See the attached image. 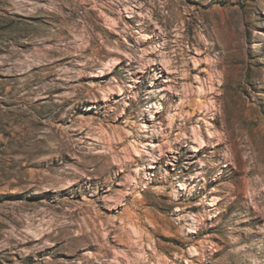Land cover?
Returning a JSON list of instances; mask_svg holds the SVG:
<instances>
[{
  "label": "rangeland",
  "instance_id": "rangeland-1",
  "mask_svg": "<svg viewBox=\"0 0 264 264\" xmlns=\"http://www.w3.org/2000/svg\"><path fill=\"white\" fill-rule=\"evenodd\" d=\"M187 261L264 264V0H0V264Z\"/></svg>",
  "mask_w": 264,
  "mask_h": 264
},
{
  "label": "bare ground",
  "instance_id": "bare-ground-1",
  "mask_svg": "<svg viewBox=\"0 0 264 264\" xmlns=\"http://www.w3.org/2000/svg\"><path fill=\"white\" fill-rule=\"evenodd\" d=\"M171 4V3H170ZM169 5V4H168ZM145 16V15H144ZM147 21V20H146ZM119 23V22H118ZM162 29V28H160V27H157L156 29ZM155 30V29H154ZM180 31V30H179ZM153 32H155V31H153ZM167 32V29H162L161 30V32L159 33L162 37H164V38H167V37H169L170 36V33H166ZM177 37H181L179 34L177 35ZM180 39V38H179ZM178 39V40H179ZM180 41V40H179ZM182 41V40H181ZM168 45H169V43H162V44H160V45H157L155 48V50H153L152 52H149V53H147V54H145L146 55V57H147V55L148 56H150V55H155V54H158V53H161L160 54V57H161V59H160V61H156L155 59L154 60H150V62H152V64L154 65H162L163 66V68H165V70H167V72H169V73H177L178 72V66H175V61H174V59H176L177 58V56H178V52H177V50H175V51H173V52H177L176 54L174 53V56H171V55H168V53L167 52H165V49H167L168 48ZM210 49V48H209ZM145 50V49H144ZM210 51V50H209ZM145 52H147V51H145ZM198 54L199 55H203V52H201L200 53V51H198ZM154 58V57H153ZM196 60V59H195ZM200 60V59H199ZM115 62V61H114ZM214 62V61H213ZM179 64V63H178ZM214 64H216V65H219V62H215ZM213 64V65H214ZM113 65L114 64H112V62L111 61H108V62H106V67H108V69L109 70H112V68H113ZM204 65V62L202 63L201 61H195V67L193 68V69H191V71H200V69H201V67ZM211 66H212V64H210ZM210 65H208V67L210 66ZM178 67V68H177ZM189 69V68H188ZM206 70V69H205ZM201 71H204V70H201ZM186 72V71H185ZM180 73V72H179ZM191 73V72H190ZM190 73H187L186 74V79H190L191 77V74ZM158 76L159 77H162V73H160V74H158ZM184 76V75H183ZM199 80L201 81L200 83H201V85H200V88H199V92L201 93L200 95L202 96V97H208L209 95H211V94H213V93H215L216 92V90H215V88H214V86L212 85L211 87H208L207 88V86L204 84V82L201 80V78L199 77ZM169 81V80H168ZM173 81V80H172ZM212 81V80H211ZM212 83V82H211ZM221 83V82H220ZM213 84V83H212ZM167 88H164L163 90H166ZM168 89H169V87H168ZM167 89V90H168ZM113 90V89H112ZM162 90V89H161ZM173 90V87H171L170 86V89H169V91H172ZM215 90V91H214ZM114 91V90H113ZM175 91V90H174ZM105 92V91H104ZM186 92V91H185ZM187 94V97H185V99H188V100H183V102H182V105H183V107H186L187 106V104H191V105H193L195 108L197 107V109L199 110H201L203 107H202V103H205V102H199L198 103V101H197V103H193V97H194V89L193 88H190L189 90H187V92H186ZM124 94V92H123V90L121 91V93H120V95H123ZM195 94H196V91H195ZM185 96V95H184ZM201 98V97H200ZM183 99V98H182ZM196 101V100H195ZM189 102V103H188ZM221 102V101H220ZM215 104V103H214ZM181 105V106H182ZM204 105V104H203ZM192 106V107H193ZM206 106V105H205ZM193 107V108H194ZM182 108V107H181ZM191 108V107H190ZM206 108L208 109V107L206 106ZM206 108H204L205 110H206ZM210 108V107H209ZM216 108V107H215ZM218 109V108H217ZM199 110V111H200ZM204 110V111H205ZM188 111V110H187ZM207 111V110H206ZM196 112V111H195ZM201 112V111H200ZM188 114V113H187ZM189 115L190 116H188L189 117V119L190 120H192L193 119V116H194V113H189ZM182 117V116H181ZM174 119H175V117H174ZM173 119V121H175ZM172 124V123H171ZM201 127V126H200ZM142 129V128H141ZM207 129V128H206ZM143 131V130H142ZM144 131H146V130H144ZM201 131V130H200ZM199 130H197L196 128L194 129V132H195V135H197V136H199V135H203V133L202 132H200ZM158 131L156 130V132H155V135H158ZM210 134H209V137L210 138H217V145H221L222 144V137H220V135H218V133L216 132H209ZM166 134V133H165ZM160 135H161V133H160ZM186 137H188V135L186 134ZM201 137V141H200V147H195V148H193V149H191V151H193V152H196V151H201V150H203V149H205V148H207L208 146H209V143L211 142V141H206L202 136H200ZM197 142V141H196ZM153 149H157V147H160V144L159 145H156V143H150L149 144ZM133 146V147H132ZM131 147L132 148H134V150L136 151V153H135V155H137L138 156V158L141 160V159H144L143 157H145L146 155L144 154V153H141L140 151H139V147H138V145H135V143L132 145ZM211 146V145H210ZM130 148V147H129ZM172 149V148H171ZM129 150V149H128ZM133 150V149H132ZM146 151H147V149H146ZM129 153V152H128ZM228 153V152H227ZM134 154V153H133ZM150 154H151V161L152 162H156V157L154 156V152L153 151H151L150 152ZM116 155V154H115ZM123 156V155H122ZM129 156H131V155H129ZM136 158V157H135ZM132 159V158H131ZM116 160V159H115ZM121 161V160H120ZM133 163V162H132ZM203 165H205V163L203 162L202 163ZM153 167H155L153 164H151L150 166H147V168H153ZM142 169H143V167H142ZM141 169V170H142ZM144 171H146V170H144ZM139 172V171H138ZM199 174V173H198ZM181 187L183 188V189H185V186H184V184H181ZM212 202L209 204V205H211V206H214L215 205V203H216V199L213 197L212 198V200H211ZM202 220V219H201ZM201 220H199L198 219V217H196V215H195V217L193 218V223H192V227H194V229L192 230V231H195V228H198V223L201 221ZM202 223V222H201ZM191 227V226H190ZM191 227V228H192ZM191 230V229H190ZM196 232V231H195ZM121 237V236H120ZM118 238V237H117ZM121 241H124L123 239H121ZM197 246V245H196ZM205 246V245H204ZM193 249V248H192ZM191 249V250H192ZM194 256L195 255H202L203 254V252H202V254H200V252L201 251H199V249L197 248V247H194ZM192 251V252H193ZM204 251V250H203ZM192 252H190V253H192ZM192 256V255H191ZM203 256V255H202ZM202 256H200V257H202ZM188 260V259H187ZM188 263L187 264H189V262L190 261H187ZM190 264H191V262H190Z\"/></svg>",
  "mask_w": 264,
  "mask_h": 264
}]
</instances>
